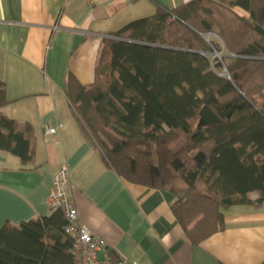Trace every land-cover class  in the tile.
<instances>
[{"label":"trees","instance_id":"16d2710c","mask_svg":"<svg viewBox=\"0 0 264 264\" xmlns=\"http://www.w3.org/2000/svg\"><path fill=\"white\" fill-rule=\"evenodd\" d=\"M154 5V15L102 39L93 84L69 74L65 97L105 166L170 193L197 246L224 230L222 211L264 204V0ZM210 34L221 45L206 41ZM7 104L0 82V151L33 165V129L7 118ZM64 224L60 213L4 224L0 264H73Z\"/></svg>","mask_w":264,"mask_h":264},{"label":"crops","instance_id":"0c3cea01","mask_svg":"<svg viewBox=\"0 0 264 264\" xmlns=\"http://www.w3.org/2000/svg\"><path fill=\"white\" fill-rule=\"evenodd\" d=\"M189 1L0 0V82L8 102L1 112L30 125L35 137L33 165L0 151V230L50 217L46 197L54 174L66 166L78 220L103 244L99 259L264 264V204L222 211L224 230L192 245L171 211L174 197L109 170L83 137L65 97L69 74L82 86L93 84L102 39L154 15V3L174 9ZM246 197L254 201L258 194Z\"/></svg>","mask_w":264,"mask_h":264},{"label":"built area","instance_id":"2783aa9c","mask_svg":"<svg viewBox=\"0 0 264 264\" xmlns=\"http://www.w3.org/2000/svg\"><path fill=\"white\" fill-rule=\"evenodd\" d=\"M56 30L57 26H54L52 31ZM68 182V169L61 166L52 178L46 204L52 213H60L64 218L63 233L71 240L73 264H130L124 258L113 259L107 255L99 259L98 253L103 250V244L79 222L74 202L67 193Z\"/></svg>","mask_w":264,"mask_h":264},{"label":"rangeland","instance_id":"374dc122","mask_svg":"<svg viewBox=\"0 0 264 264\" xmlns=\"http://www.w3.org/2000/svg\"><path fill=\"white\" fill-rule=\"evenodd\" d=\"M240 15V14H239ZM205 39H206V41H212V42H214V43H216V44H218V45H221L220 44V42H219V40H218V38L215 36V35H206L205 36ZM224 52V51H223ZM218 53V52H217ZM218 54H221V53H218ZM212 58H217V59H219L218 58V55L216 56V54H212L211 55V59ZM219 60H222V58L221 59H219Z\"/></svg>","mask_w":264,"mask_h":264},{"label":"water","instance_id":"95a60500","mask_svg":"<svg viewBox=\"0 0 264 264\" xmlns=\"http://www.w3.org/2000/svg\"><path fill=\"white\" fill-rule=\"evenodd\" d=\"M213 54H216V56L218 55V58H219V59H221V58L223 57L222 54H218L216 51H214ZM220 76H222V75H220Z\"/></svg>","mask_w":264,"mask_h":264}]
</instances>
